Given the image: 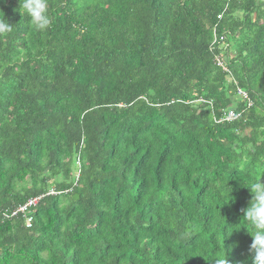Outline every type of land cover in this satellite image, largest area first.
Instances as JSON below:
<instances>
[{
    "label": "trees",
    "instance_id": "trees-1",
    "mask_svg": "<svg viewBox=\"0 0 264 264\" xmlns=\"http://www.w3.org/2000/svg\"><path fill=\"white\" fill-rule=\"evenodd\" d=\"M48 2L42 31L0 3V211L42 196L0 214V264H252L264 0Z\"/></svg>",
    "mask_w": 264,
    "mask_h": 264
},
{
    "label": "clouds",
    "instance_id": "clouds-1",
    "mask_svg": "<svg viewBox=\"0 0 264 264\" xmlns=\"http://www.w3.org/2000/svg\"><path fill=\"white\" fill-rule=\"evenodd\" d=\"M3 0H0L2 3ZM20 8L27 17L30 18V23L38 31L47 30L52 24V17L49 14L48 0H19ZM14 25L9 22L4 13L0 11V36H7L14 31ZM259 175L250 184L243 186L249 190L251 199L246 208L241 209L243 219L251 226L254 231L251 235L252 243L250 245V252L252 255V264H264V183L261 182ZM242 187V186H241ZM229 192L232 191L231 188ZM232 197L230 196L231 200ZM229 202V201H228ZM223 259L218 260L215 264H228V259L223 248Z\"/></svg>",
    "mask_w": 264,
    "mask_h": 264
},
{
    "label": "built area",
    "instance_id": "built-area-1",
    "mask_svg": "<svg viewBox=\"0 0 264 264\" xmlns=\"http://www.w3.org/2000/svg\"><path fill=\"white\" fill-rule=\"evenodd\" d=\"M217 19H219V16L217 17ZM215 41L217 42L216 37L214 36L213 42H215ZM214 63L223 72L226 71V68L221 63L220 59L215 58ZM235 94L240 100L246 102L247 108L251 107L252 104L248 100L247 94L245 92L237 89L235 91ZM238 118H239V114L236 113L234 110H226V111L224 110V111H221L219 113V117L217 119H214V122L217 124H220L223 122L229 123V122H233V121L237 120ZM55 194L56 193L53 190H50L47 193V195H55ZM41 199H42V196L28 199L24 204L16 207L10 213L0 211V214L3 216V219H6V220L20 216L22 218V220L24 221L25 227H29L31 225V221H32L31 215L34 213L35 208L37 207V205Z\"/></svg>",
    "mask_w": 264,
    "mask_h": 264
},
{
    "label": "water",
    "instance_id": "water-1",
    "mask_svg": "<svg viewBox=\"0 0 264 264\" xmlns=\"http://www.w3.org/2000/svg\"><path fill=\"white\" fill-rule=\"evenodd\" d=\"M73 199H74V200H77V199H78V197L75 195V196H73Z\"/></svg>",
    "mask_w": 264,
    "mask_h": 264
}]
</instances>
